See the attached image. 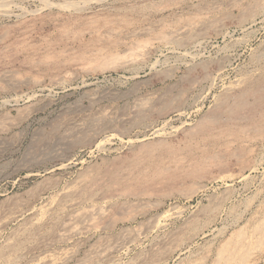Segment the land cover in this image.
I'll return each instance as SVG.
<instances>
[{
    "label": "rangeland",
    "instance_id": "1",
    "mask_svg": "<svg viewBox=\"0 0 264 264\" xmlns=\"http://www.w3.org/2000/svg\"><path fill=\"white\" fill-rule=\"evenodd\" d=\"M263 69L264 0H0V264H216L264 218V138L182 141ZM129 161L135 205L100 181Z\"/></svg>",
    "mask_w": 264,
    "mask_h": 264
},
{
    "label": "bare ground",
    "instance_id": "2",
    "mask_svg": "<svg viewBox=\"0 0 264 264\" xmlns=\"http://www.w3.org/2000/svg\"><path fill=\"white\" fill-rule=\"evenodd\" d=\"M180 3V2H179ZM192 16V15H191ZM197 16V15H196ZM200 18V16H197ZM183 18V17H182ZM185 19V18H184ZM191 19H193L191 17ZM189 20V19H187ZM194 20V19H193ZM191 21V25L192 22ZM199 20V19H198ZM126 22V21H125ZM175 23V22H174ZM177 23V22H176ZM163 24V23H162ZM195 24V23H194ZM94 25V24H93ZM96 25V24H95ZM176 25V24H175ZM131 26V25H130ZM160 26V25H159ZM118 27V26H117ZM192 27V26H191ZM116 30V29H115ZM163 30V29H162ZM161 30V31H162ZM173 30V28H172ZM166 32V31H165ZM151 33V32H150ZM166 33H161V39L167 38ZM159 36V35H158ZM170 37V35H168ZM189 36V34H188ZM147 39V38H146ZM153 39V38H152ZM158 39V38H157ZM169 39V38H168ZM160 40V39H159ZM186 40V39H185ZM145 41V39H144ZM25 43V42H24ZM23 43V44H24ZM148 43V42H145ZM144 43V44H145ZM140 44V43H139ZM143 44V45H144ZM146 45V44H145ZM142 47V46H141ZM113 56V55H112ZM114 57V56H113ZM108 62V60L106 61ZM260 74L255 77L251 76L250 78H245L242 80L243 86L239 88L240 90L234 92V96L231 95V93L226 94L222 97L219 104H216L215 108L212 109L211 113L209 112V116L206 118H203L202 121H199V123L196 124V127L191 131H189L186 135V138L181 142L182 146L184 145V149L186 148H202L201 150H206L207 148H210L211 146L220 144L224 147L225 151H229L231 147L234 145H237L240 147V152H234L233 153L239 158H243L246 156V153L252 151L251 148H248L253 145V143L258 139L259 137L264 138V69L259 72ZM258 74V73H257ZM245 75V74H244ZM195 81V80H194ZM191 82V81H189ZM240 85V84H239ZM182 95V94H181ZM221 97V96H220ZM148 101V100H147ZM218 103V102H217ZM164 109V108H163ZM172 109V108H171ZM152 110V109H151ZM145 111V110H144ZM147 111L146 113H148ZM162 112V110H161ZM160 112V113H161ZM165 112V111H164ZM163 112V113H164ZM168 112V111H167ZM140 113V112H139ZM159 113V114H160ZM162 113V114H163ZM144 114H139V119L137 118V123L142 122L144 120ZM133 118V117H132ZM148 118V117H147ZM136 119V117H134ZM133 121V120H132ZM148 121V120H147ZM136 122V121H135ZM144 122V121H143ZM134 123V122H133ZM142 124V123H140ZM145 124V123H144ZM91 125V124H90ZM112 129V128H111ZM187 132V131H186ZM85 134V133H84ZM82 138V137H81ZM264 140V139H263ZM155 145L144 147V150H149V154L145 153V155L151 156L152 154H155L159 152L160 155H166V156H173L178 153L180 150V147H175L172 144L163 142V139L160 140V142H154ZM145 146V144H144ZM221 146V147H222ZM215 147V146H214ZM219 147V146H218ZM236 147V146H235ZM183 149V148H182ZM212 149V148H211ZM143 150V149H142ZM143 150V151H144ZM158 150V151H157ZM188 150V149H187ZM155 151V152H153ZM183 151V150H182ZM230 151V152H231ZM152 152V153H151ZM205 152V151H204ZM229 152V153H230ZM246 152V153H245ZM245 153V156H244ZM141 154V153H140ZM221 154V153H220ZM250 154V153H249ZM136 155V153H135ZM142 155V154H141ZM212 155V154H211ZM231 155V154H230ZM154 156V155H153ZM182 156V155H181ZM184 156V155H183ZM137 156H135L136 158ZM145 157V156H144ZM156 157V156H154ZM152 157V158H154ZM165 157V156H164ZM176 157V156H175ZM174 157V159H175ZM179 157V156H178ZM231 157V156H230ZM234 157V156H233ZM151 158V157H150ZM163 158V157H162ZM171 158V157H170ZM173 158V157H172ZM177 158V157H176ZM208 158V157H207ZM133 159V158H132ZM138 159V158H137ZM140 159V157H139ZM164 159V158H163ZM182 159V158H181ZM217 159V158H216ZM220 159V158H219ZM227 159V158H226ZM236 159V160H237ZM129 160V158H128ZM158 160V159H157ZM165 160V159H164ZM213 160V159H212ZM115 161V160H114ZM139 161V160H137ZM136 161V162H137ZM145 161V160H144ZM168 161V160H167ZM206 161V160H205ZM125 162V161H124ZM127 162V161H126ZM130 162V161H129ZM140 162V161H139ZM179 162V161H178ZM241 162V161H240ZM158 163V162H157ZM228 163V162H227ZM248 163V162H247ZM129 166L125 165L123 163L122 165L108 169L106 172L101 175V182H105L103 184L108 183L111 190L115 192L116 190L120 192L129 202L126 203L132 205H135V202H130L131 198H134L135 201L140 199V196L144 194H148V192L145 193L144 189H142L143 185L136 184L137 178L135 179L134 176H131V171L134 169H129V167H133V162L128 163ZM162 164H164L162 162ZM161 164V165H162ZM203 164V163H202ZM216 164V163H215ZM99 165V164H98ZM125 165V166H123ZM138 165V164H137ZM136 165V166H137ZM223 165V164H222ZM135 166V168H136ZM239 166V165H238ZM107 167V166H106ZM128 167V168H127ZM160 167V165H159ZM164 167V166H163ZM98 168V167H97ZM100 168V167H99ZM105 168V167H104ZM247 168V167H246ZM103 169V168H102ZM169 169V168H168ZM219 169V168H218ZM98 170V169H97ZM130 170V173L128 172ZM139 170V169H138ZM141 170H143L141 168ZM164 170V169H163ZM161 171V170H160ZM159 171V172H160ZM99 172V171H98ZM145 172V171H144ZM154 172V171H153ZM152 172V173H153ZM168 172V171H167ZM93 173V172H92ZM160 174V173H159ZM163 174V173H161ZM95 175V174H94ZM141 175V174H140ZM146 175V173H145ZM195 175V174H194ZM200 175V174H199ZM201 176V175H200ZM91 177V176H90ZM140 177V176H139ZM138 177V178H139ZM192 177V176H191ZM142 177H140L141 179ZM199 178V177H198ZM94 180V178H93ZM136 180V181H135ZM143 180V179H142ZM141 180V181H142ZM146 181V180H144ZM193 181V180H192ZM82 182V181H81ZM99 182V183H101ZM138 183H140L138 181ZM144 183V182H143ZM142 183V184H143ZM148 184V183H146ZM145 184V185H146ZM145 187V186H144ZM94 188V187H93ZM38 189V188H37ZM77 189V188H76ZM82 189V187H81ZM86 189V188H85ZM146 189V188H145ZM116 191V192H117ZM147 191V190H146ZM149 191V190H148ZM90 194V193H88ZM85 195V194H84ZM113 195V194H112ZM86 196V195H85ZM147 196V195H146ZM70 197V196H69ZM88 197V196H87ZM101 197V196H100ZM96 198V197H95ZM94 198V199H95ZM99 198V197H98ZM14 201V200H13ZM17 201V200H16ZM21 203V202H20ZM59 203V202H58ZM125 203V202H124ZM137 203V202H136ZM139 204V203H137ZM219 204V203H218ZM117 205V204H116ZM60 206V205H59ZM123 206V205H122ZM128 206V205H127ZM140 206V205H139ZM111 207V206H110ZM126 207V206H125ZM133 207V206H132ZM124 208V207H123ZM15 209V207L13 208ZM129 209V206L127 207ZM100 213V212H99ZM89 214V213H88ZM264 215V214H263ZM14 217V216H13ZM125 217V216H124ZM263 217V216H262ZM97 218V217H96ZM93 219V218H92ZM81 220V219H80ZM65 221V220H64ZM80 222V221H79ZM60 225V223H59ZM252 229L245 230L239 229L238 232H236V237L232 239V242L225 245L220 249V252L218 254V260L216 261V264H251L249 263V253L251 250L250 245H254L250 240L248 243L245 240V237L249 238H256L257 245L260 246L261 243H264V218L262 220L257 221L254 224V227H251ZM20 233V232H19ZM250 234V236H249ZM233 238V237H232ZM51 239V238H50ZM234 240V241H233ZM254 242V241H253ZM18 243V242H17ZM250 243V244H249ZM256 243V242H254ZM38 244V242H37ZM264 245V244H263ZM256 246V245H255ZM252 246V247H255ZM254 249V248H253ZM219 251V250H218ZM252 251V250H251ZM28 252V251H27ZM93 252V251H92ZM159 254V253H158ZM251 254V253H250ZM157 255V254H155ZM5 256V255H4ZM248 256V257H247ZM251 256V255H250ZM1 257V256H0ZM87 257V256H86ZM152 258V257H151ZM155 258V257H154ZM153 258V260H155ZM160 259V258H159ZM158 259V260H159ZM91 260V259H90ZM152 260V259H151ZM27 263V262H26ZM154 263V262H153ZM156 263V262H155ZM152 264V263H151Z\"/></svg>",
    "mask_w": 264,
    "mask_h": 264
}]
</instances>
